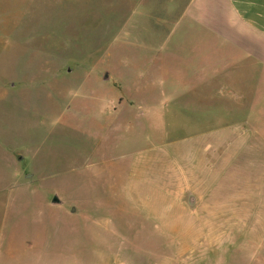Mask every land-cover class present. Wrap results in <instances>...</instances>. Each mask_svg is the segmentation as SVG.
Segmentation results:
<instances>
[{"label":"rangeland","instance_id":"rangeland-1","mask_svg":"<svg viewBox=\"0 0 264 264\" xmlns=\"http://www.w3.org/2000/svg\"><path fill=\"white\" fill-rule=\"evenodd\" d=\"M139 3L0 0V222L42 224L9 264H264V83Z\"/></svg>","mask_w":264,"mask_h":264},{"label":"crops","instance_id":"crops-1","mask_svg":"<svg viewBox=\"0 0 264 264\" xmlns=\"http://www.w3.org/2000/svg\"><path fill=\"white\" fill-rule=\"evenodd\" d=\"M148 1L151 6L144 9L140 2L135 13L149 23L138 21L136 25L150 24L154 30L164 25L168 35H183V42L195 44L206 52V60L211 58L218 81L264 83V0H162L163 6H157L156 0ZM258 90V86L253 89ZM248 92L251 111L257 93ZM29 226L35 228L31 230L34 237L40 238L42 229L38 227L42 224L38 222L29 224L20 217L0 222V264H9L13 255L22 256L21 244L28 237Z\"/></svg>","mask_w":264,"mask_h":264},{"label":"water","instance_id":"water-1","mask_svg":"<svg viewBox=\"0 0 264 264\" xmlns=\"http://www.w3.org/2000/svg\"><path fill=\"white\" fill-rule=\"evenodd\" d=\"M57 199L56 198H54V201H56Z\"/></svg>","mask_w":264,"mask_h":264}]
</instances>
